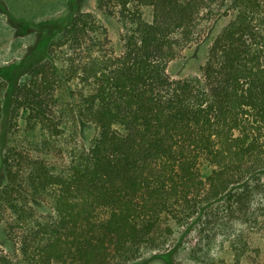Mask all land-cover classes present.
Listing matches in <instances>:
<instances>
[{"label": "trees", "instance_id": "trees-1", "mask_svg": "<svg viewBox=\"0 0 264 264\" xmlns=\"http://www.w3.org/2000/svg\"><path fill=\"white\" fill-rule=\"evenodd\" d=\"M95 3L120 23L119 54L91 13L71 11L0 65V225L13 248L0 264H128L180 228L196 232L193 264H251L264 232V0ZM218 16L229 19L201 74L171 79L168 63ZM18 118L25 134L7 143Z\"/></svg>", "mask_w": 264, "mask_h": 264}, {"label": "rangeland", "instance_id": "rangeland-1", "mask_svg": "<svg viewBox=\"0 0 264 264\" xmlns=\"http://www.w3.org/2000/svg\"><path fill=\"white\" fill-rule=\"evenodd\" d=\"M71 11L91 13L107 32L108 46L115 54L122 50L121 26L115 16L104 14L96 7L95 0H0V65L20 60L32 45L37 35L45 36L58 31L66 22ZM229 16L213 18L198 41L185 48L182 53L167 65V73L171 79H181L189 75H200L205 62L207 49L218 31L227 23ZM7 143L12 135L23 137V121L17 120L10 125ZM96 134L95 126L90 122L78 125L76 141L88 145ZM36 133L29 135L34 138ZM13 138V137H12ZM3 144L0 141V168ZM49 157V156H47ZM51 161L63 163V154L52 153ZM3 181V172L0 174ZM38 213L46 214L48 205L43 202L33 203ZM176 233L167 249L154 250L130 261L128 264H193L189 257L190 247L197 239L193 229H175ZM261 235V236H259ZM249 262L264 264V232L258 234L254 241ZM0 249L13 255L11 243L6 238L3 225H0Z\"/></svg>", "mask_w": 264, "mask_h": 264}]
</instances>
